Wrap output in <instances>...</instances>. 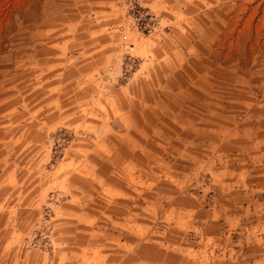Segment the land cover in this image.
<instances>
[{
    "label": "rangeland",
    "instance_id": "rangeland-1",
    "mask_svg": "<svg viewBox=\"0 0 264 264\" xmlns=\"http://www.w3.org/2000/svg\"><path fill=\"white\" fill-rule=\"evenodd\" d=\"M0 264H264V0H0Z\"/></svg>",
    "mask_w": 264,
    "mask_h": 264
}]
</instances>
